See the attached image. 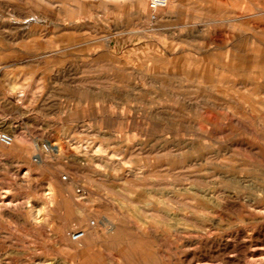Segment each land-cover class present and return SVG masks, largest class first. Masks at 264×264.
<instances>
[{
    "label": "rangeland",
    "instance_id": "rangeland-1",
    "mask_svg": "<svg viewBox=\"0 0 264 264\" xmlns=\"http://www.w3.org/2000/svg\"><path fill=\"white\" fill-rule=\"evenodd\" d=\"M0 130V264H264V0H0Z\"/></svg>",
    "mask_w": 264,
    "mask_h": 264
},
{
    "label": "built area",
    "instance_id": "built-area-1",
    "mask_svg": "<svg viewBox=\"0 0 264 264\" xmlns=\"http://www.w3.org/2000/svg\"><path fill=\"white\" fill-rule=\"evenodd\" d=\"M167 3V0H149V7L151 10H155L159 7L165 6ZM12 142V135L4 130H0V144L3 145H9ZM47 145L43 144L42 146H40L39 148L44 151L47 150ZM34 160H37L38 156L37 154L34 156ZM94 223V222H92ZM85 234V230L83 229H75L70 231L69 236L72 240L74 241H78L81 238H83Z\"/></svg>",
    "mask_w": 264,
    "mask_h": 264
},
{
    "label": "bare ground",
    "instance_id": "bare-ground-1",
    "mask_svg": "<svg viewBox=\"0 0 264 264\" xmlns=\"http://www.w3.org/2000/svg\"><path fill=\"white\" fill-rule=\"evenodd\" d=\"M167 2H168V0H167ZM166 4H167V3H166ZM84 236H85V234H84ZM84 236H83V237H84Z\"/></svg>",
    "mask_w": 264,
    "mask_h": 264
}]
</instances>
